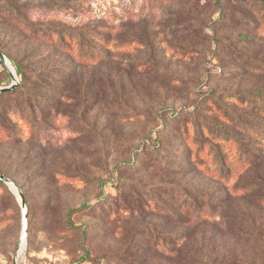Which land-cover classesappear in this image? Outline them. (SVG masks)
Wrapping results in <instances>:
<instances>
[{"label": "rangeland", "instance_id": "obj_1", "mask_svg": "<svg viewBox=\"0 0 264 264\" xmlns=\"http://www.w3.org/2000/svg\"><path fill=\"white\" fill-rule=\"evenodd\" d=\"M0 50V264H264V0H0Z\"/></svg>", "mask_w": 264, "mask_h": 264}, {"label": "trees", "instance_id": "obj_2", "mask_svg": "<svg viewBox=\"0 0 264 264\" xmlns=\"http://www.w3.org/2000/svg\"><path fill=\"white\" fill-rule=\"evenodd\" d=\"M61 34L63 35V36L61 35L62 36V40L66 39L67 38V35L69 36L70 40H73L72 34H67V33L62 32V31H61ZM76 41H78L77 42V45L79 46V51L81 52L83 50V46L87 45L86 38L83 37V36H77ZM14 66H15V69H16V74L18 75L17 77H18V81H19V83H18L19 84V87H22L23 86V81H24V70H23V68L17 62H14ZM14 89H11V90H8V91H5V92H1L0 95L5 94V93H8V92H11ZM160 143L161 142L159 140H157L156 137H153V138L152 137H148V138L144 139L141 144L138 145L137 152H142L143 150H144V152H145V150L146 151L147 150L148 151H156V150H159L160 149ZM0 184H4V181L1 180V179H0ZM118 185H119V180L113 186V188L114 189H117L118 188L117 187Z\"/></svg>", "mask_w": 264, "mask_h": 264}, {"label": "water", "instance_id": "obj_3", "mask_svg": "<svg viewBox=\"0 0 264 264\" xmlns=\"http://www.w3.org/2000/svg\"><path fill=\"white\" fill-rule=\"evenodd\" d=\"M0 61L3 62L5 64V66L8 68V70L10 71V74L12 76V79H13V82L9 86L0 87V93H1V92H5L8 90L14 89L18 85V82H17L18 77H17V74H16L14 67L12 66L11 61L6 57V55L1 50H0ZM0 179L3 180L8 185H9V183L13 182L10 178L5 176L4 174H0ZM17 195L20 198L22 209L25 210V208H26L25 198H24L23 192L21 191V189L19 187L17 188ZM26 238H27L26 216L24 215V227H23V232H22V236H21V245L25 243L23 248L26 247V243H27ZM15 264H18L17 257L15 258Z\"/></svg>", "mask_w": 264, "mask_h": 264}, {"label": "bare ground", "instance_id": "obj_4", "mask_svg": "<svg viewBox=\"0 0 264 264\" xmlns=\"http://www.w3.org/2000/svg\"><path fill=\"white\" fill-rule=\"evenodd\" d=\"M11 185V187L16 191V189L18 188L13 182L9 183Z\"/></svg>", "mask_w": 264, "mask_h": 264}]
</instances>
